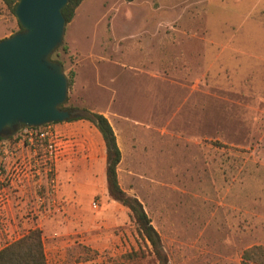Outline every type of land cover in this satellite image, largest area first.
Masks as SVG:
<instances>
[{"label":"rangeland","instance_id":"1","mask_svg":"<svg viewBox=\"0 0 264 264\" xmlns=\"http://www.w3.org/2000/svg\"><path fill=\"white\" fill-rule=\"evenodd\" d=\"M17 30L0 1V40ZM63 43L64 74L75 73L64 108L107 117L119 186L143 205L169 264H240L245 249L264 247V0H83ZM49 131L76 149L74 197H57L56 165L46 167L45 144L30 158L23 131L0 140V162L31 178L37 161L27 213H42L44 238L53 224L66 244L80 242L71 256L115 264L142 244L107 195L102 162L89 173L83 162L103 155L100 143L91 150L98 134L84 120Z\"/></svg>","mask_w":264,"mask_h":264},{"label":"water","instance_id":"2","mask_svg":"<svg viewBox=\"0 0 264 264\" xmlns=\"http://www.w3.org/2000/svg\"><path fill=\"white\" fill-rule=\"evenodd\" d=\"M68 0H17L20 31L0 40V136L62 123L82 111L61 109L68 97L62 66L50 59L62 44Z\"/></svg>","mask_w":264,"mask_h":264},{"label":"trees","instance_id":"3","mask_svg":"<svg viewBox=\"0 0 264 264\" xmlns=\"http://www.w3.org/2000/svg\"><path fill=\"white\" fill-rule=\"evenodd\" d=\"M0 1L9 13L14 16L17 0ZM82 1H67V4L62 9L65 25L72 21L75 11ZM20 30L18 25L17 31ZM59 51H61L62 55L69 54V50L63 41L50 56V59L52 56H55L53 61L58 62L63 69V61L59 59ZM66 77L69 91L73 86L75 73L70 71ZM61 108H64V105ZM78 120H84L90 123L99 133L105 153L104 176L107 195L112 201L117 202L128 210L130 220L142 244L136 250L132 249L121 256L115 264H169V257L164 251L162 239L152 226L151 220L145 212L143 205L136 197L126 194L119 186L117 167L121 161V152L117 146L112 126L103 114L85 109H83L82 114L70 118L66 122ZM10 136L2 135L0 136V140L9 138ZM0 264H47L42 232L39 229L30 230L21 238L0 249ZM240 264H264V247L253 246L245 249L241 254Z\"/></svg>","mask_w":264,"mask_h":264},{"label":"crops","instance_id":"4","mask_svg":"<svg viewBox=\"0 0 264 264\" xmlns=\"http://www.w3.org/2000/svg\"><path fill=\"white\" fill-rule=\"evenodd\" d=\"M109 43H110L109 40L102 42V44H105V45ZM104 117L107 119L106 116ZM50 125H55V124H48L46 126L50 128ZM97 134L98 135L94 136L95 141L91 144V150L93 151L96 150L97 144L100 143L103 155L99 157L98 156L95 157V158H98V160L94 159V160L83 161L84 163H86L88 173L91 169V166L93 167L99 166L101 162L103 166V172L105 170L104 148L102 145L101 137L98 132ZM115 137H116V134H115ZM116 142H117V138H116ZM117 146H118V142H117ZM72 157L73 155L68 156L66 157V159H63L56 164V167L59 172L58 178L61 180V184L56 194H57V197L65 196L66 200H69V198L74 197V187H75L74 177H76L74 174V171L72 170L74 167V162L68 161ZM121 158H122V153H121ZM41 177H42L41 175H38L34 178L32 177L26 178L20 181L15 180V181H12L10 186H8L5 192L6 199L0 206V249L5 247L9 243L21 238L22 236L27 234V232L30 230L39 229L42 232V224H44L42 213L37 211V207L31 209L32 213L29 216L27 213V207L31 205L30 199L33 196L32 190H30V187L34 184L36 186L40 185L41 180H42ZM66 203L68 204V201ZM73 210L74 209L71 206V204L67 206V211L72 213ZM71 215L73 216V213ZM54 225H56V228L58 227L57 224H54ZM27 228H30V229H27ZM47 229H48V233H47L46 238H44L42 234L43 247H44V252L46 255V259H47V264H49L48 253L50 254L49 256H50L51 264H67V263L69 264H95L96 262H98L97 264L101 263L100 262L101 260L99 257H98V260L96 261H90V260L85 261V260H78L77 254L74 255L75 253L71 256V254L73 253V249L75 248L77 249V246L79 245L80 242L77 243L78 245L73 244V242L66 244L67 242H69L67 237L64 236L63 234L58 233L55 229H53V224L52 225L48 224ZM54 231L55 233L53 235L52 233ZM77 261H83V262H77Z\"/></svg>","mask_w":264,"mask_h":264},{"label":"built area","instance_id":"5","mask_svg":"<svg viewBox=\"0 0 264 264\" xmlns=\"http://www.w3.org/2000/svg\"><path fill=\"white\" fill-rule=\"evenodd\" d=\"M18 131H23V134L21 135V138H19V141H23L24 144H27L31 149V156L30 158H39L35 153V148L40 144L44 145V150L46 152V167L49 166H55L59 161L66 159V157L74 155L76 150L74 148V145L70 143V141L62 140L60 136H57L56 134L49 131L48 126H41V127H25L21 128ZM4 152V149H2V146L0 147V152ZM0 158H4L1 157ZM18 158V156L16 157ZM48 163V164H47ZM32 168V175L29 177H36L39 175V169H38V163L36 160H34L31 164ZM48 172L50 171L47 169ZM28 178V175L23 173L20 170V164H16L12 168V172H7L3 166V164L0 162V206L6 199V190L8 186L11 185L12 181H20L23 179ZM50 191H48L47 194H50L49 196L52 197V193H55V180L53 178H50L48 180ZM38 189L40 188V185H37ZM92 208L96 209L97 204L93 203Z\"/></svg>","mask_w":264,"mask_h":264},{"label":"flooded vegetation","instance_id":"6","mask_svg":"<svg viewBox=\"0 0 264 264\" xmlns=\"http://www.w3.org/2000/svg\"><path fill=\"white\" fill-rule=\"evenodd\" d=\"M61 109H66V108H61Z\"/></svg>","mask_w":264,"mask_h":264}]
</instances>
